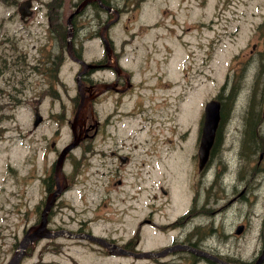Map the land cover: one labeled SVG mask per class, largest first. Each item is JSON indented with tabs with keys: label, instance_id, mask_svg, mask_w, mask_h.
Masks as SVG:
<instances>
[{
	"label": "flooded vegetation",
	"instance_id": "1",
	"mask_svg": "<svg viewBox=\"0 0 264 264\" xmlns=\"http://www.w3.org/2000/svg\"><path fill=\"white\" fill-rule=\"evenodd\" d=\"M21 1L18 17L26 22L29 17L19 12ZM141 1L125 0L122 7L115 0H44L49 29L45 42L27 48L19 45L21 38L15 34H4L0 38V106L7 113L4 120L15 116L17 106L28 105L32 142L51 113L45 112V104L61 98L71 102L69 140L59 144L58 138L45 137L55 158L45 166L43 181L46 195L56 188L54 160L75 139V146L63 161V191L51 207H61L63 193L73 181L78 185L81 204L76 214L89 213L90 217H78L73 229L65 228L76 234L74 243H100L88 236L94 235L118 243L123 250L119 252L138 264L145 260L136 255L143 250L139 243L150 242H156V253L163 252L151 259L156 264H251L264 245V0H220L221 15L233 4V18L238 22L233 37L235 50L227 60L230 71L223 75L216 95L219 118L213 142L200 164L201 117L195 135H191V127L189 131L191 140L197 136L195 149L193 144L180 147L173 161L161 169L156 114L159 105L165 103V107L167 101L156 100V55L145 51L142 58H136L129 50L138 26L134 28L128 22L135 14L128 15L127 23L121 26L123 15L137 10ZM161 1L156 0L147 14L153 20L152 28H156L161 13L168 11ZM54 2L59 14L51 12ZM240 7L243 11H238ZM68 64L74 67L72 74ZM172 75L163 73L161 78L170 80ZM149 76L154 81H145ZM5 128L3 125L0 138ZM71 154L72 164L66 169ZM7 166L10 168L9 163ZM89 192L92 194L87 198ZM12 195L16 197L18 192L14 190ZM219 196L227 200L216 207ZM258 205L262 216L256 210ZM13 206L0 224V264H8L25 230L39 220L38 214L32 221V207H27L17 229L18 208L16 203ZM48 227L64 228L51 226L50 216ZM219 237L223 242L260 245L250 258L223 254L214 246L203 245L218 243ZM52 239L27 245L16 264H25L36 243H51ZM101 247L100 253L108 252ZM190 248L216 252L224 263ZM73 263L79 264L76 260Z\"/></svg>",
	"mask_w": 264,
	"mask_h": 264
},
{
	"label": "rangeland",
	"instance_id": "2",
	"mask_svg": "<svg viewBox=\"0 0 264 264\" xmlns=\"http://www.w3.org/2000/svg\"><path fill=\"white\" fill-rule=\"evenodd\" d=\"M19 1L21 0L15 2L0 0V38L4 34H15L21 38L20 46L33 48V45L46 41L49 32L47 10L42 4L44 0H32L33 13L26 22H23L17 12ZM115 1L122 7L125 6V0ZM153 4H156V0H142L137 10L123 15L121 26L127 23L128 15L135 14L128 22L129 26L134 28L138 26L129 50L136 58H142L145 51L156 55V100L167 101L165 107V103L159 105L156 114V139L158 138L157 143L160 145L161 169L169 163V160L173 161L180 147L186 145L188 148L193 144L195 149L198 139L196 136L191 140L190 127L191 135L194 136L195 129L199 126V119L204 115L201 109L202 101L216 97L223 75L230 71L227 60L229 54L232 55L235 50L233 37L235 24L238 21L233 18V4L228 7L224 15H221L220 0H162L160 4L165 5L168 11L161 13L156 28H152L153 20L147 17V14ZM51 10L53 11V8ZM240 10L243 11V8H238V11ZM61 17L65 22V16L61 15ZM118 33L119 36L122 35L121 27ZM206 40L209 41L208 47L205 46ZM68 69L72 74L74 67L68 64ZM163 73L174 75L172 79L166 80L161 78ZM184 74H187V77ZM152 76L144 77L145 81L149 83L154 81L155 78ZM67 82L70 83L68 78ZM166 83H169V86ZM225 92H228V87ZM2 108L3 106H0V132L3 125L6 130L0 138V224L5 222L3 220L5 212L16 203L18 208L16 224L19 229L22 222L21 213L27 207H32V221L38 216L46 195L43 181V177H46L45 166L50 159L55 158V153L47 147L45 137H56L59 144L69 140L71 130L68 118H71L72 104L66 98L46 103L45 112L51 111V113L47 114L38 127L39 130L32 142L28 133L30 117L28 105L17 106L14 111L15 116L5 120L7 113H3ZM186 131L188 135L185 134ZM216 160L217 157L215 163ZM71 163L72 154L66 161V169L71 167ZM24 176H28L26 182L23 181ZM163 180L161 179L160 182ZM14 190L18 192L16 197L12 195ZM91 194L89 192L87 198ZM172 195L175 197L174 192ZM226 200L223 196H219L214 204L219 207ZM60 201H62L61 207L58 204L50 213L51 226L60 225L73 229L78 217H90L89 213L76 214L75 209L80 207L81 203L80 190L74 181L63 193ZM258 207L260 205L256 210L262 216L263 210L259 211ZM11 219L13 221V214ZM121 235L122 233H119V236ZM218 239V243H203V245L205 247L211 245L223 254L239 255L242 258H250L260 245V243L223 242L221 237ZM43 242L34 245L32 256L25 260V264H36V261L38 263L44 261L48 264H74L73 260L79 264H138L125 255L110 254L104 250L98 260L93 259L100 252L99 247L91 243H74L75 241L67 236L56 237L51 243ZM139 247L155 250L156 242L139 243ZM208 253L221 259L216 252ZM145 264L156 263L148 260Z\"/></svg>",
	"mask_w": 264,
	"mask_h": 264
},
{
	"label": "water",
	"instance_id": "3",
	"mask_svg": "<svg viewBox=\"0 0 264 264\" xmlns=\"http://www.w3.org/2000/svg\"><path fill=\"white\" fill-rule=\"evenodd\" d=\"M24 5V9H28L30 7V0H25L24 2H22L21 6ZM20 10L22 11V8L20 7ZM29 12H26V15H29ZM86 105L80 104L79 107H83ZM78 114V111H77ZM77 114L75 115V120L77 117ZM218 118H219V102L218 100L211 99L208 102H206L205 104V110H204V124H203V130H202V138H201V142H200V148H199V154H200V164H202L208 155V151L209 148L213 142L214 139V134H215V130L217 127V122H218ZM76 143V140H74L70 145H68L67 148H65L58 160H57V167H56V178L59 179L58 175L60 174V178H61V164H62V160L63 157L65 155V153L67 152V150L69 148H71L74 144ZM59 185V184H58ZM60 189L56 188V190L54 192H52L46 199V205L44 207V209L42 210V219L40 220V222L29 228L25 234L23 235L22 239L20 240V246H21V250L17 251L15 253V255L12 257V259L10 260V262L8 264H15V262H17L21 256V252L23 250V248L28 244L29 241H33L34 239L40 238V237H50V236H57L59 234H65L68 236H74L72 233H70L69 231L66 230H58V231H50L47 226H46V214H47V210L49 209L52 201H53V197L55 196V194L57 192H59ZM89 238L91 239H95L98 240L99 242H101L102 245L106 246L107 248H109L111 251L113 252H118V251H123L122 249H118L116 250V246L111 244V243H107L105 240L95 237V236H89ZM193 250V249H191ZM195 251V250H194ZM163 252H154V251H142L140 253H137V256H153L156 254H162ZM264 259V249L262 250L261 255L258 257V259L254 262V264H261V262Z\"/></svg>",
	"mask_w": 264,
	"mask_h": 264
},
{
	"label": "trees",
	"instance_id": "4",
	"mask_svg": "<svg viewBox=\"0 0 264 264\" xmlns=\"http://www.w3.org/2000/svg\"><path fill=\"white\" fill-rule=\"evenodd\" d=\"M55 4H56V2H54V4H53V5L55 6Z\"/></svg>",
	"mask_w": 264,
	"mask_h": 264
}]
</instances>
